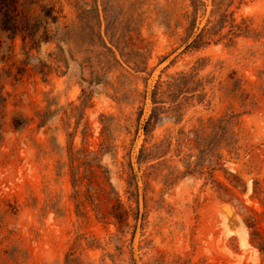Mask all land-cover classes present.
Segmentation results:
<instances>
[{"label":"rangeland","instance_id":"1","mask_svg":"<svg viewBox=\"0 0 264 264\" xmlns=\"http://www.w3.org/2000/svg\"><path fill=\"white\" fill-rule=\"evenodd\" d=\"M19 1L0 264H264V0Z\"/></svg>","mask_w":264,"mask_h":264},{"label":"trees","instance_id":"2","mask_svg":"<svg viewBox=\"0 0 264 264\" xmlns=\"http://www.w3.org/2000/svg\"><path fill=\"white\" fill-rule=\"evenodd\" d=\"M20 5L19 0H0V30L8 33L11 38L15 37L18 33H22L23 39L30 38L31 41L37 40L34 24L36 20L30 18L22 19L19 21L21 11L17 8ZM49 16V14H45ZM211 36L210 32L206 29L196 36L193 40V45H199L200 43H206V39ZM150 118L146 121V125L149 123Z\"/></svg>","mask_w":264,"mask_h":264}]
</instances>
